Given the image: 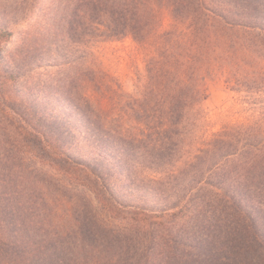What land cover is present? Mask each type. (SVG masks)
Masks as SVG:
<instances>
[{"label":"trees","instance_id":"trees-1","mask_svg":"<svg viewBox=\"0 0 264 264\" xmlns=\"http://www.w3.org/2000/svg\"><path fill=\"white\" fill-rule=\"evenodd\" d=\"M61 1L60 29L77 38L83 57L61 65L70 72L57 90L122 155L131 184L163 193L189 220L145 230L144 222L113 229L101 219H65L62 237L77 236V248L50 256L52 239L25 236L31 219L23 235L0 234V264H264V0ZM128 38L146 65L132 90L95 52ZM215 79L240 96L249 117L211 133L205 102ZM58 162L115 192L98 165L66 155Z\"/></svg>","mask_w":264,"mask_h":264},{"label":"rangeland","instance_id":"rangeland-1","mask_svg":"<svg viewBox=\"0 0 264 264\" xmlns=\"http://www.w3.org/2000/svg\"><path fill=\"white\" fill-rule=\"evenodd\" d=\"M63 8L61 0H0V234L23 235L22 223L30 225L33 219L25 236L52 239L50 256L77 248V236L62 237L65 219H101L113 229L144 222L145 230L189 220L188 209L174 207L163 193L131 184L122 155L104 145L77 117L64 90H57L70 72L61 65L83 57L77 38L60 29ZM95 52L129 90L145 74L144 56L130 38L98 43ZM239 99L224 79L208 82L205 109L211 133L246 121L249 114ZM64 153L101 167V177L111 179L115 192L87 173L66 174L68 164L62 168L58 162ZM54 259L61 263L60 257Z\"/></svg>","mask_w":264,"mask_h":264}]
</instances>
